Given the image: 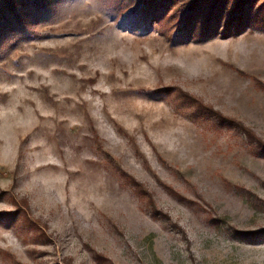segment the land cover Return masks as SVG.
I'll return each mask as SVG.
<instances>
[{"label":"rangeland","instance_id":"1","mask_svg":"<svg viewBox=\"0 0 264 264\" xmlns=\"http://www.w3.org/2000/svg\"><path fill=\"white\" fill-rule=\"evenodd\" d=\"M261 141L264 0H0V264H264Z\"/></svg>","mask_w":264,"mask_h":264},{"label":"trees","instance_id":"2","mask_svg":"<svg viewBox=\"0 0 264 264\" xmlns=\"http://www.w3.org/2000/svg\"><path fill=\"white\" fill-rule=\"evenodd\" d=\"M237 8H239V7H237ZM249 138L250 139H252V136H250L249 135ZM254 138L256 139V137L254 136ZM257 140H259L258 138H257ZM260 141V140H259ZM262 142V141H261ZM258 143V142H257ZM262 143H264V142H262ZM260 144V148L262 149V150H264V145L263 144H261V143H259ZM260 153H263V152H260ZM44 234V233H43ZM238 234H240V233H238ZM246 236H249L250 234H245Z\"/></svg>","mask_w":264,"mask_h":264}]
</instances>
